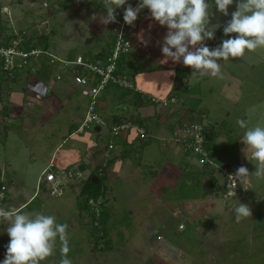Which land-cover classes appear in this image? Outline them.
Returning <instances> with one entry per match:
<instances>
[{
    "label": "rangeland",
    "instance_id": "1",
    "mask_svg": "<svg viewBox=\"0 0 264 264\" xmlns=\"http://www.w3.org/2000/svg\"><path fill=\"white\" fill-rule=\"evenodd\" d=\"M82 1L0 0L1 23L4 25L2 30L4 33L0 34L2 38L9 30L17 36L22 35L30 40L33 38L39 45L38 42H43L40 35L48 34V51L50 53L48 52L49 56L46 57L47 61H45V57L42 58L43 62L41 58L37 57L38 59L34 58L32 64L28 66L41 67L42 73L40 72L38 75L43 76L48 92L51 91L50 94L55 97L57 102H63L64 107L61 110V117H57L53 112L48 113L51 110L50 107L54 109V105L48 100L47 103H49H45V112L42 117L34 115V120L25 118L29 125L26 124L24 130L33 138L27 136V133H23L25 140L35 141L36 144L42 143L43 146L47 145V148H50V142L57 141V136L60 138L61 133L58 132L63 133V126L68 127L74 123L76 126L81 123L80 115L85 114L89 104V98L82 95L78 88L77 92L75 91L71 95L67 94L65 89L70 84L72 73L67 70L65 78H62V75V79L57 80L55 76L58 72H55L50 64L51 57L66 59L68 52L74 53L73 57H75L94 49H100L104 40L112 35L109 33L114 23L104 26L98 22L99 15L105 12L103 0L83 3ZM65 2L68 4L66 7L63 6L66 5ZM229 8L230 11H235V3ZM147 12L149 10L141 11L134 22L140 21L142 15ZM94 16L96 19H93ZM147 22L149 20L145 22L141 20L134 25ZM120 27L119 21L114 29ZM150 28L152 32L154 31L152 34L156 38H162L167 33L166 26H161L159 23L148 27L149 30ZM87 40L88 42H86ZM129 41L131 48V37ZM261 52L263 53L264 50ZM256 56L251 57V53L246 50L243 57L229 58L228 61L221 60L224 68L234 67V69L243 72V92L238 103L227 105L225 98L219 97L214 86L220 84L221 76L210 77L207 75V79L203 77L202 80L197 79L191 83L194 86L193 91L199 93L203 89V95H199V99L194 96L188 99L192 112L185 110V112L173 116L174 119L179 118L180 125L173 127L169 132L165 130L168 123L163 125L165 122L159 118V121L163 122L161 124L163 130H165L164 132L159 131L157 135L160 138L159 142L151 139L149 146L131 150L127 159L117 158L114 166L109 167L107 177L100 180L99 185L105 191L98 200L100 204L101 201L103 202V209L106 212L105 226L108 230L107 236L111 239V249L100 248L102 243L94 246V236L91 233L94 223L91 221L90 208L84 206L86 197L79 193L85 180V176H82L83 172L79 177L80 172L77 167L78 163L80 165L82 161L72 162L69 168H66L70 172V176L64 180L65 183L68 182V185L65 184L62 189L50 194L51 184H48L46 193H41L39 197V200L43 198L44 206L42 208L41 201L36 199L24 212L27 210L30 214L41 210L40 212L45 215L54 216L57 223L68 225L67 247L69 251L67 257L72 264H264V180L249 175L234 181L235 183L240 182V188L233 185L232 190H228L227 183L230 174L229 172L224 174L227 168L223 167L229 163L234 164L236 160L233 149L225 144L230 141L234 142L235 136H241V133L244 132V129L237 125V120L243 119V107H247L248 116L244 120L248 122L249 127L255 123L264 124V88H261V83H264V72H260L261 67L264 66V58L261 55L262 61ZM154 62L156 60H140L139 66L148 69ZM54 63L58 64L57 68L60 71L65 70L66 67H63L59 61L52 64ZM254 63V69H250L249 65ZM183 68L187 69L188 66H183ZM257 69L259 71H256ZM2 82L4 83V81L0 82L2 85L0 89L2 87L1 91L3 92L6 85ZM112 89L118 90V88L109 85L101 91L102 94L97 96L96 109L102 112L103 117L106 116V121L109 120L112 107H114V113L126 117L123 118V121H129L133 125L140 116L144 115V112L156 110L157 113L159 111L162 114L163 111L174 107V103H168L166 106L162 103H153L150 99L151 97L156 98L153 96L143 98L145 102H148L146 103L148 105L142 108H137L129 102L125 103L127 108L122 105L117 106L114 105L113 98L116 93ZM121 90H119V94H123ZM174 93H179V90L175 88ZM100 95L103 97L99 98ZM124 95L127 94H123V98ZM212 104L214 107H211ZM74 105L80 106L81 113L76 116L78 119L71 121L67 118L75 114L76 107ZM198 106L205 109L210 121L215 116L216 120L221 123L220 130L226 131L228 134L226 137L221 136L220 139L223 141L218 138L212 140V147L215 145L212 148L215 160L208 162V165L198 163V155L185 149V143L181 139L182 135L180 132L178 133L179 129L181 130L182 127L194 122L197 116L203 115L205 118L204 114L197 112L199 111L197 110ZM146 107L149 110L146 111ZM153 116H145L146 123L150 125L153 132H157L156 120H153ZM51 117L52 120L47 121ZM210 125L209 128H212ZM100 126L99 132L95 130V125H91L80 134L75 135V140H81L79 143H81L83 152L91 146L93 150L96 148L107 149V143L113 138L111 127L109 122L105 121ZM215 128L217 127L215 126ZM16 130L21 133L20 127ZM131 130V133L136 132L134 126L129 131ZM4 132L5 127L1 126L0 135ZM2 136L5 140V136ZM161 139H166L165 144L163 143L166 147L161 146ZM157 142L158 144H154ZM244 147L245 145L240 148L241 152ZM249 150L246 149L247 154H249ZM113 152L119 156V147H116ZM73 153L77 157L80 155L75 151ZM242 155L244 156L243 152ZM116 167L120 170H116ZM174 167H177L176 171ZM245 167L248 168L250 174L255 171V165L250 161L245 163ZM3 169L0 178L6 182L9 190L8 203L14 201L19 203L26 199L27 197L21 189L20 194L15 193V189L18 187L9 181L8 169ZM113 169H115L113 172L120 171V176L112 174ZM202 169H205L206 173L215 174L220 184L222 186L224 184L217 194L206 192L205 196H202V192L208 191L207 175L200 173ZM76 177L78 183L75 186H70L71 182L74 184ZM201 178L202 180H200ZM245 179L249 184L246 188L243 185ZM224 190L225 192L220 195ZM231 194H240L241 197L230 199ZM240 202L246 203L250 207L251 215L237 222L234 209ZM5 229L6 227H0V253H3L4 256L6 245L10 240ZM63 246L64 243L57 237L53 254L41 261L40 264H60Z\"/></svg>",
    "mask_w": 264,
    "mask_h": 264
},
{
    "label": "crops",
    "instance_id": "2",
    "mask_svg": "<svg viewBox=\"0 0 264 264\" xmlns=\"http://www.w3.org/2000/svg\"><path fill=\"white\" fill-rule=\"evenodd\" d=\"M85 1L89 2L92 0H83L82 3ZM209 11L211 13L210 14L211 23L220 25V27L215 30V34H216L219 32V30H223V25L226 23L227 20L231 18L230 14L234 10L230 11V8H229L228 9L229 16H224L223 14L218 12L215 6L213 5L212 7H210ZM116 16H117V22L113 24V27L111 28L109 34L113 33L114 27H116L120 21L121 8L116 9ZM141 20L144 22L146 20H149V22H147L146 24L141 23V24H138L137 26L136 25L129 26L125 24V31L127 33V36L129 37V39L130 37L132 38V42H131L132 46L125 55V72L124 73L128 76L129 79H131L134 82L135 87H133L132 89H126V88H120V87L113 85L114 88L116 89L118 88L117 91L116 90L114 91V89H112L114 93H116L114 94V97H113L114 102H115L114 105H117V106L122 105V107L127 108L125 103L129 102L132 105L136 106L137 108H142L143 106L148 105L146 104L148 102H145L143 100V98L145 97L149 98L153 96V97H156L157 99H160V98L162 99V98L174 95L177 99V101L174 103V107H172L171 109H168L167 111L166 110L163 111L162 114L159 111L157 113L156 110L151 111L149 110L148 107H146L145 110L146 111L149 110V111L144 112L143 116H140V115H139L140 117L138 116L139 118L137 119L136 122L138 124L139 122H141V126H143L149 134V137H148L149 141H147V144L144 147H142V148H146L147 146L151 144V139L158 140V142L160 141V138L157 137L159 131L164 132L165 130H168L169 132H171L173 127L180 125L181 121L177 117L175 118L176 119L175 120L173 118L174 115L178 113H183L185 112V110L187 112H190V111L192 112V108H191V105H189L188 103V99H191L192 96H194L196 99H199V95H203V89H201L202 92L201 91H199V93L196 91L194 92L193 91L194 86L191 83H193L194 81H197V79L202 80V77L207 79L206 76L210 75V73L193 72L191 67L184 69L183 68L184 65L182 63H173L171 60H168L167 62L163 63L162 60H164V57L161 52V48L163 46V36H165L166 34H164L162 38L161 37L159 38L157 36L159 38L158 40V38L154 37V34H152L154 31L152 32L151 28L150 30L148 29L149 26L156 25L158 23L155 20L150 18V12L143 14ZM138 22H134V23H138ZM142 30H143L145 39L150 38V42H149L150 44L148 43L147 46H144L143 44H141L138 39V34H140ZM229 35L235 36L236 34L233 33ZM227 38L228 37L226 36L215 37L214 39L206 40L205 44L210 49L215 48L220 45L223 39H227ZM158 41H161V43L158 44L157 43ZM208 41H210V43H208ZM86 42H88V40ZM41 43L42 42H38L39 44L38 46L43 47V43L42 45H40ZM105 48H106V40H104L103 45L101 46L100 49H94L92 51L93 56L99 55L100 51L104 50ZM48 49H47V52H49ZM263 50L264 48H258L255 51H252L249 53H251V57L257 55L256 58H259L260 60H262L261 55L264 58V52L262 53L261 51ZM67 54H66V57H67ZM140 60H143V61L144 60H148V61L156 60V62H154V64L151 65L152 67L149 66L147 69V68H141L139 66ZM218 63H220L221 65V75H220L221 79H220V84L218 86H214V88L216 87L219 97L222 96L221 99L223 97L225 98L223 99L225 100L227 105H233L234 102L238 103L239 100H241L242 92H243V85H242V80L244 78L243 72L240 70L238 71L237 69H234V67H232L231 69L230 68L227 69L226 67L224 68L222 64L223 62L221 63V60L218 61ZM51 65L55 69V72H58L59 74L62 73L60 75L61 76L63 75L62 78H65V75L67 73L66 69L64 71H60V69L57 68L58 64L54 63ZM249 66H250V69H254L255 63ZM147 70H151V71L149 72ZM256 71H259V69H257ZM260 72H264V66L261 67ZM50 78H53V77H50ZM62 78L57 79V80H61ZM68 79L70 78L68 77ZM2 81H4V83L3 82L2 83L5 84L6 86L3 92L1 91L2 87L0 89V127L1 126L5 127V132L0 135V154H1L0 155V176L2 173V169L7 168L8 169L7 174L9 175V178H10L9 181L15 186L17 185L18 187L15 189V193L20 194V189H21L23 194L27 197L26 199H23V201L19 203H16L15 201L13 203H8V200H6L7 203H5V210L14 208L17 210H22L24 212L25 209L30 207L31 203H33L36 199L39 200L41 193L44 194L47 191V187L49 184V182L45 178L47 172L52 171L55 174V177L62 182L61 186L59 187V189H62V186H64L68 182L65 183L64 180L67 176L63 178L61 171L64 170L66 172L67 170L66 168L67 167L69 168L70 163L72 162L78 163L79 161L80 162L82 161L80 165L79 163L77 165L78 171L80 172L79 177L81 176V172H83L82 176L83 177L85 176V179H86L89 173L94 169V167L102 164L103 161H107L108 159L107 156H109V158H112V160H110L109 164H107V168L105 172V177H107L109 167L111 165L114 166V163L117 162V158L118 159L120 158L115 152H113V150L116 147H119V155H120L123 149L128 147L133 150H136V148L140 144V140L137 137V133L134 131L133 133H131L132 130L131 131L127 130V131H123L120 135H116L117 140H120L121 138L122 140L125 139L126 142L124 144L122 143L120 144L121 141H117L118 143L114 145L113 149L107 148L106 150H100L98 148L93 150L91 146V148L88 147V149L84 150L83 152L81 150L82 148L81 143H79V141L81 140H75L74 138L75 135L81 133V132L75 131L76 127L78 126V125L75 126V123L68 127H66V125L63 126L64 128L63 133L58 132L59 134L61 133L60 138H58L57 136V141L50 142L51 143L50 148H47V145L43 146L42 143L41 145L39 143L36 144L35 141H33L35 143L31 142V140L27 141L25 140V135H23V133H27L24 130L26 129L25 125L28 124L27 119L34 120V115L37 117L38 116L42 117L43 112H45V108H44L45 103L48 104L49 102H51L54 105V109H52L49 106L50 107L49 109L51 110H49L48 113L53 112L57 117H61L60 114H61L62 108L64 107V103L57 102L55 100V97H53L52 94H50L51 91L48 92V90L47 92H44L41 94L42 95L41 98L35 97L37 86L40 87L41 84H43L47 87V85L45 84L46 81L44 82L43 76L38 75V73L36 72L34 68L32 70H28L27 68H24L23 70L18 71L16 78L11 79V80L3 79ZM261 85H262L261 88H264V83H261ZM77 88L78 87L73 83L72 79H70V84L67 88L68 90L65 89V91L67 92V94L69 93L71 95L75 91L77 92ZM175 88L179 90V93H173V89ZM51 90H52V85H51ZM119 90H121L123 94H127V95L126 96L124 95V98H123V94L118 93ZM102 97L103 96L100 95L99 98H102ZM48 100L49 102L47 103ZM153 103L160 104L159 102H153ZM74 106L76 107L75 114L67 118L71 121L78 119L76 116H79L81 113L80 106H77V105H74ZM211 107H214V105L212 104ZM189 108L191 109L188 110ZM113 109L114 107L110 109L111 113H110L109 120L107 121H106V116L103 117L102 112L99 109H96L99 116L102 117L101 120L104 119L105 122H109L110 127L113 124L120 122L118 121L119 119L123 120V118H126L124 115H118L114 113ZM246 109L247 107H243V113H242L243 119H245L248 116ZM197 110H199L197 112H201L202 114L205 115V118L203 115L197 116V118L199 117V121H201L203 124L205 123V125L211 124L210 126H212L213 129L219 133V135L217 136L218 139H220L221 136L226 137L228 135L226 131L220 130L221 123L218 122V120H216L215 116L212 117L210 121L204 108L200 106L199 108H197ZM150 112L151 113L153 112L152 115ZM147 115L148 116L154 115L153 120L154 119L156 120V129H158L157 132L155 131L156 133L153 132L152 129L150 128V125L146 123L147 119L145 116ZM129 116L133 117L132 115H129ZM80 117L82 121L83 115L82 116L80 115ZM159 118L160 120H163L165 122L163 125L168 123L166 126L167 129L163 130V125L161 126L163 122L159 121ZM49 120H52V117L47 119V121ZM257 124L259 123H255L251 126H255ZM259 125L264 126V124H259ZM215 126L218 129L215 128ZM18 127L21 128V133L18 132V130H16ZM13 128L14 129L16 128V129L12 130ZM95 130L97 132L101 130L100 124L95 126ZM2 135L5 136V140L3 139ZM242 135L243 133H241V136ZM27 136L33 138L28 133H27ZM241 136H235V140L234 142H232V145H233V149L235 150L234 152L236 153V161L241 166H242V163L244 162L243 166H245V163L249 160L246 159L245 156H243L242 152L240 151V148L244 146L243 142L240 139ZM165 140L166 139H161V146L163 147H166L164 146ZM220 140L223 141L222 139ZM158 142L154 144H158ZM109 143H112V141L110 140ZM61 150H62V153H61ZM72 151L73 152L75 151L78 154L80 153V155H78L77 157L74 155ZM249 151L250 152L248 156L249 158H251L252 150L250 149ZM213 155H214V152H213ZM127 158L128 156L125 158H120V159L123 160ZM152 161L154 163V160ZM117 168L118 167H116L115 169L120 170V168L118 169ZM115 169L112 170V174L119 175L121 172L120 171H116L117 173L113 172ZM174 170L176 171L177 167H174ZM131 175H133L132 172H131ZM204 175H207V174H204ZM200 180H202V178ZM207 180L208 178H206V181ZM77 183H78V179L76 177L74 184H72L71 182L70 186H75V184ZM243 185H244V188L248 187L249 184H248L247 179L243 181ZM63 190H64V187H63ZM11 199H12V196H11ZM39 201H41L40 206L42 208L44 206L43 198H40ZM24 213H28V211L26 210V212ZM0 227H7V223L1 220ZM4 258H5L4 254L0 253V260H3Z\"/></svg>",
    "mask_w": 264,
    "mask_h": 264
},
{
    "label": "clouds",
    "instance_id": "3",
    "mask_svg": "<svg viewBox=\"0 0 264 264\" xmlns=\"http://www.w3.org/2000/svg\"><path fill=\"white\" fill-rule=\"evenodd\" d=\"M103 2L105 12L99 15L98 22L104 26L117 22L116 9L122 7L123 21L134 26L138 14L147 8L150 18L167 28L161 48L163 63L168 60L182 63L191 67L193 72H206L218 77L221 75L218 61L243 57L246 50L252 52L264 48V0H138L135 7L128 0ZM233 3L236 10L231 12V18L223 25V34L228 38L210 49L205 41L215 38V30L220 25L211 23L209 9L214 5L218 12L229 16L228 9ZM233 33L236 35L229 36ZM138 39L144 46L150 42V38L145 39L143 30L138 34ZM237 125L244 129L241 141L245 147L242 152L255 165V171L250 174L247 167L240 166L229 178L239 180L254 175L264 180V126L257 124L249 127L244 119H238ZM246 149L252 150L251 158ZM234 211L237 222L251 215L250 207L242 202ZM0 220L7 223L5 231L10 237L5 258L0 264H40L53 254L57 237L64 243L60 264H72L67 257L68 225L57 223L54 216L0 208Z\"/></svg>",
    "mask_w": 264,
    "mask_h": 264
},
{
    "label": "built area",
    "instance_id": "4",
    "mask_svg": "<svg viewBox=\"0 0 264 264\" xmlns=\"http://www.w3.org/2000/svg\"><path fill=\"white\" fill-rule=\"evenodd\" d=\"M128 3L133 7L136 6L138 0H128ZM125 5L124 7H126ZM148 11L147 8L143 9L142 12ZM125 22L123 21V15L120 19V28L113 29L114 42L113 46L109 49L107 55L100 58H95L90 60L88 57L82 55H77L72 59H59L51 57V63L59 61L63 67H66V70H70L72 73V81L78 87L80 93L89 98V104L85 114L83 115L81 123L76 127V132H82L85 128H88L91 125L102 124L103 121L99 116L96 106H97V96L102 90H104L109 85H114L120 88L132 89L135 87L134 82L128 78L125 73L118 72L117 61L121 54L126 53L130 49V41L127 36L124 26ZM24 40V36H17L13 44L6 45L5 43L0 42V68L4 72V76H12L13 72L23 70L24 68L29 67L28 65L32 64L34 58H39L43 53H45L41 48H33L31 50H25L20 48L18 44ZM37 58V59H38ZM36 60V59H35ZM61 75L56 74V79H60ZM48 88L41 84L37 86L35 97L41 98V94L47 92ZM152 102H159L160 104L166 106L177 101L174 95H171L166 98L157 99L150 98ZM134 126L136 128V133L140 138H148L149 134L145 128L139 125L137 122L133 125L129 121H120L111 126V133L113 135H120L123 131L130 130ZM203 123L201 121L191 122L188 126L182 127L178 130L182 137V142L185 143V149L191 150L194 155H200L198 162L201 164L208 163V151L204 149L203 141L204 137L202 135ZM190 139V140H189ZM175 141V140H174ZM181 142V144H182ZM113 144L108 145L109 148H112ZM224 174H232L228 169L224 171ZM62 177H69V171H61ZM46 180L51 184L50 193H55L62 182L55 177V174L47 172L45 176ZM229 178L228 180V190H232V186H238V183L234 182ZM4 181L0 178V208L5 209L6 203V190L7 186ZM225 192V190H224ZM232 195V194H231ZM89 208L92 213L95 214L97 219L92 220L94 225H98V216L100 215V202L94 198H89L88 200Z\"/></svg>",
    "mask_w": 264,
    "mask_h": 264
},
{
    "label": "trees",
    "instance_id": "5",
    "mask_svg": "<svg viewBox=\"0 0 264 264\" xmlns=\"http://www.w3.org/2000/svg\"><path fill=\"white\" fill-rule=\"evenodd\" d=\"M66 5H63V6H68L67 2H65ZM64 7V8H65ZM123 15V7L121 8V16ZM121 19V18H120ZM3 26L2 23H1V14H0V34H2V30H3ZM22 31V30H20ZM4 33V32H3ZM221 36H224L223 34V30H219L218 33L215 34V37H221ZM40 37H42L43 39V47L41 46H38L35 42V40L32 38L31 40L29 38H25L24 36V40L21 41L18 46L20 48H23L25 50H31L33 48H41L45 53H43L39 59L43 57H45V61H47V58L49 56L48 52H47V47H48V34H41ZM4 38V39H3ZM2 38V36H0V42L1 43H5L6 45H10V44H13V42L16 40L17 38V35L14 33V32H10L9 30L7 31V34L5 33L4 37ZM6 41V42H5ZM113 42H114V34L112 33V35H110V37H108V39L106 40V48L104 50H101L99 55H95L93 56L92 54V51H88V52H85L83 54H81L82 56L84 57H88L90 60H94L95 58H100L102 56H105L108 54L109 52V49L113 46ZM208 43H210V41H208ZM207 43V44H208ZM125 55L126 53H123L121 54V56L119 57L118 61H117V67H118V72L120 73H124L125 72ZM74 56V53H68L67 54V58L68 59H72ZM44 60H42L43 62ZM50 64H52L50 62ZM35 69L37 73H42V70H41V67L35 65L34 67H27L28 70H32V69ZM18 74V71H15L13 72V75L12 76H8V77H5L4 76V72L1 70L0 68V82L5 79V80H11V79H14L16 78V75ZM3 78V79H2ZM173 93H174V89H173ZM118 121H123V120H118ZM199 121V117L195 120V122H198ZM139 122V121H138ZM139 125H141V122H139ZM212 127V126H210ZM202 135L204 137V141H203V146H204V149L208 151V158H209V161H211L212 159H214V155H213V151H212V148L215 146L212 147L211 143H212V140L214 138H217V136L219 135V133L217 131H215L212 128H209V125H203V129H202ZM138 139L140 140V144L138 145L139 148H142L144 147L146 144H147V141H149V138H140L138 135H137ZM117 136L116 135H113V138H112V148H109L108 145L110 144L109 142L107 143V146L106 148L108 149H113L114 145H116L118 142L117 141H121L120 144H124L126 141L125 139L122 140V138L120 140H116ZM226 146L229 145L232 149H233V145H232V142H228V144H225ZM133 151V149L131 148H125L122 150V152L120 153L119 157L120 158H125L127 156H129V152L130 151ZM233 151H235L233 149ZM236 155V153H235ZM200 155H198V158L197 160L199 159ZM107 161H103L102 164L100 165H97L94 167V169L89 173V175L87 176V178L84 180L83 184L81 185V189H80V195H84L86 197V200L84 201L85 202V205L88 209H89V203H88V200L89 198H94L96 200H98V198H100L102 195H104V191L105 189H102V187H100V180L101 178H106L105 177V172H106V168H107V164H109L110 160H112V158H109V156H107ZM212 160V162H213ZM199 163V162H198ZM200 164V163H199ZM207 163H204V165H206ZM208 165V164H207ZM241 165L235 160L234 161V164H227L226 166H223L225 168H227L230 172H235L236 169L238 167H240ZM68 171V170H66ZM207 171H205V169L201 170L200 173L202 174H207V183H208V191H204L202 192V196H205V193L206 192H213L214 194H217L218 190H220L221 187L223 186L220 184V182L218 181V178L215 176V174H213L212 172H209V173H206ZM95 176V178H97V182H94L92 180V177ZM3 183L6 184V182L4 181ZM225 183V182H224ZM240 182L238 183V186L240 188ZM7 186V184H6ZM238 188V189H239ZM8 187H7V190H6V194L8 196ZM224 193V191H221L220 195H222ZM7 196H6V200H7ZM236 197H241L240 194H237V195H231L230 196V199H235ZM233 208V206H232ZM231 208V210H232ZM180 211V210H179ZM90 214H91V221L94 220V219H97L95 217V214L92 213L90 211ZM105 216H106V212L105 210L103 209V202L101 201V204H100V217L98 218V222L99 224L98 225H94L92 224V235L94 236V246L96 247L97 245H99V243H102V245L100 246V248H106V249H111L112 248V244H111V239L110 237L107 236V227L105 226ZM187 221V220H186ZM93 223V221H92ZM99 248V247H98Z\"/></svg>",
    "mask_w": 264,
    "mask_h": 264
},
{
    "label": "water",
    "instance_id": "6",
    "mask_svg": "<svg viewBox=\"0 0 264 264\" xmlns=\"http://www.w3.org/2000/svg\"><path fill=\"white\" fill-rule=\"evenodd\" d=\"M92 180H93L94 182H97V178H95V176L92 177Z\"/></svg>",
    "mask_w": 264,
    "mask_h": 264
}]
</instances>
